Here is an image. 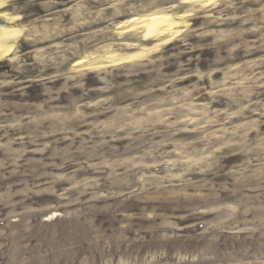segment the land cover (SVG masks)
Returning <instances> with one entry per match:
<instances>
[{"label": "rangeland", "instance_id": "1", "mask_svg": "<svg viewBox=\"0 0 264 264\" xmlns=\"http://www.w3.org/2000/svg\"><path fill=\"white\" fill-rule=\"evenodd\" d=\"M164 13L172 38L129 22ZM1 30L0 240L38 264H264V0H0Z\"/></svg>", "mask_w": 264, "mask_h": 264}, {"label": "bare ground", "instance_id": "2", "mask_svg": "<svg viewBox=\"0 0 264 264\" xmlns=\"http://www.w3.org/2000/svg\"><path fill=\"white\" fill-rule=\"evenodd\" d=\"M215 1L217 0H184V3H191L194 4V6H209ZM129 22L130 24L141 27L142 34H144L145 38L149 40L161 37L165 38L166 36L174 37L175 34L181 31V22L174 19L170 13L146 14L140 17H134ZM18 38L19 34L17 33L6 30L0 31V60L7 59L12 55L14 51V44ZM86 62V60H82L78 62L77 65L85 64Z\"/></svg>", "mask_w": 264, "mask_h": 264}, {"label": "clouds", "instance_id": "3", "mask_svg": "<svg viewBox=\"0 0 264 264\" xmlns=\"http://www.w3.org/2000/svg\"><path fill=\"white\" fill-rule=\"evenodd\" d=\"M3 255H9L12 259V264H38L31 250H15L10 244L0 240V256Z\"/></svg>", "mask_w": 264, "mask_h": 264}]
</instances>
